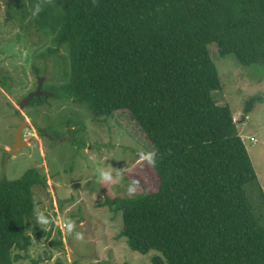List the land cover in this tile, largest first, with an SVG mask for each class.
<instances>
[{"label":"trees","instance_id":"16d2710c","mask_svg":"<svg viewBox=\"0 0 264 264\" xmlns=\"http://www.w3.org/2000/svg\"><path fill=\"white\" fill-rule=\"evenodd\" d=\"M2 1L16 36H40L49 46L36 56L61 63L53 97L96 119L128 111L153 148L156 190L102 202L120 212L117 238L140 254L157 251L150 264H264V194L228 104H218L208 50L215 43L219 56L264 67V0ZM9 79L0 73V87ZM34 185L46 186L38 168L0 178V264L25 258L13 250L32 243Z\"/></svg>","mask_w":264,"mask_h":264},{"label":"rangeland","instance_id":"374dc122","mask_svg":"<svg viewBox=\"0 0 264 264\" xmlns=\"http://www.w3.org/2000/svg\"><path fill=\"white\" fill-rule=\"evenodd\" d=\"M4 8L0 0V73L10 78L8 90L0 87V178L16 179L30 168L46 176V186L32 187L37 203L36 221L27 224L32 243L25 252L13 250L25 256L14 264H150L159 253L129 249L125 238L116 236L122 225L120 212L102 202L156 190L158 180L147 159L151 144L126 110L96 119L83 104L53 97L51 83L59 85L64 79L61 63L37 57L49 42L33 33L17 37L19 30L6 21ZM208 50L221 87L218 104H228L235 115L237 131L260 175L257 186L264 192V67L219 56L215 43ZM39 78L46 96L19 109V101L36 88ZM250 98L252 106L245 114ZM21 120L27 122L21 137L26 146L11 153ZM105 173L110 178L105 179ZM257 186L249 183L245 190L258 211Z\"/></svg>","mask_w":264,"mask_h":264},{"label":"water","instance_id":"95a60500","mask_svg":"<svg viewBox=\"0 0 264 264\" xmlns=\"http://www.w3.org/2000/svg\"><path fill=\"white\" fill-rule=\"evenodd\" d=\"M41 82H42V79L39 78L36 88L33 91L29 92L27 95H25L19 101V103H18L19 109H23L25 106H27L28 103L31 101V99L34 97L39 98L40 96H46L45 93H43L41 91ZM48 95H50V94H48ZM26 124H27V122L25 120H21L20 124L16 127L15 135H14L15 141H14L13 148L11 149V153H16L17 151H19L22 148V146H26V141L21 140L22 127Z\"/></svg>","mask_w":264,"mask_h":264},{"label":"clouds","instance_id":"9594fccd","mask_svg":"<svg viewBox=\"0 0 264 264\" xmlns=\"http://www.w3.org/2000/svg\"><path fill=\"white\" fill-rule=\"evenodd\" d=\"M94 2H95V0H94ZM37 11H39V8H37ZM148 159H149V162H150V163H154V162H155V161H154V153H153V154H150V155L148 156ZM104 178H105V179H108V178H110V177L108 176L107 173H105V174H104ZM129 191H130V192H133L134 189H131V188H130ZM77 238H78V239H82L83 237H82L81 235L78 234Z\"/></svg>","mask_w":264,"mask_h":264},{"label":"crops","instance_id":"0c3cea01","mask_svg":"<svg viewBox=\"0 0 264 264\" xmlns=\"http://www.w3.org/2000/svg\"><path fill=\"white\" fill-rule=\"evenodd\" d=\"M232 114H233V113H232ZM233 117H234V120H235V122H236V119H235L236 117H235L234 114H233ZM243 119H244V118H243ZM243 119H242V120H243ZM237 123H238V122H237ZM237 123H236V124H237ZM236 126H237V125H236ZM250 140H251V141H254V138H253V137H250ZM262 146H263V145H262ZM245 147H246V146H245ZM246 149H247V148H246ZM254 170H255V168H254ZM255 172H256V175H257L258 183H260V182H259L260 175L257 173L256 170H255ZM263 185H264V184H263ZM263 194H264V192H263Z\"/></svg>","mask_w":264,"mask_h":264}]
</instances>
